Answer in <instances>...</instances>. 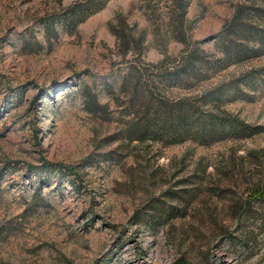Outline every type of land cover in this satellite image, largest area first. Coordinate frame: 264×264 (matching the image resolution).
I'll return each instance as SVG.
<instances>
[{"label": "rangeland", "instance_id": "374dc122", "mask_svg": "<svg viewBox=\"0 0 264 264\" xmlns=\"http://www.w3.org/2000/svg\"><path fill=\"white\" fill-rule=\"evenodd\" d=\"M76 1L0 0V264H264V54L221 50L248 0H108L73 28ZM192 50L201 77L166 95L255 69L224 106L259 130L130 139L125 76Z\"/></svg>", "mask_w": 264, "mask_h": 264}, {"label": "trees", "instance_id": "16d2710c", "mask_svg": "<svg viewBox=\"0 0 264 264\" xmlns=\"http://www.w3.org/2000/svg\"><path fill=\"white\" fill-rule=\"evenodd\" d=\"M106 1L77 0L65 8L63 21L74 28ZM49 27L55 35L58 34L54 23H46L48 30ZM221 50L225 60L223 66L264 54V0H248L236 6L232 18L225 25ZM198 54L197 50L184 54L169 73H151L152 77L150 73H128L125 76L124 85L128 83L129 86L126 130L130 139H153L166 144L193 140L211 144L228 137L248 136L259 130V126L256 128L247 123L224 106L235 97L248 96L240 88L241 81L252 75L255 69L196 95L178 98L166 95L163 86L170 87L179 82L188 87L194 78L201 77L202 73H194L204 62ZM257 70L264 73V67Z\"/></svg>", "mask_w": 264, "mask_h": 264}]
</instances>
